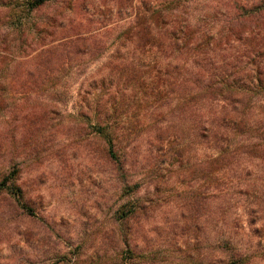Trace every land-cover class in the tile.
<instances>
[{
	"label": "trees",
	"instance_id": "trees-1",
	"mask_svg": "<svg viewBox=\"0 0 264 264\" xmlns=\"http://www.w3.org/2000/svg\"><path fill=\"white\" fill-rule=\"evenodd\" d=\"M107 1L0 0V105L7 93H38L73 57L96 61L64 105L72 123L100 141L125 183L143 136L172 159L207 151L210 171L199 174L217 227L237 195L264 189V0ZM112 12L111 23L94 19ZM70 87L52 90L48 108ZM2 194L35 216L13 172ZM126 208L118 219L137 205ZM219 235L225 264H245L233 236Z\"/></svg>",
	"mask_w": 264,
	"mask_h": 264
},
{
	"label": "rangeland",
	"instance_id": "rangeland-1",
	"mask_svg": "<svg viewBox=\"0 0 264 264\" xmlns=\"http://www.w3.org/2000/svg\"><path fill=\"white\" fill-rule=\"evenodd\" d=\"M95 16L115 20L113 12ZM73 58L38 93L2 99L0 179L15 174L35 216L0 195V264H225L227 254L216 247L220 231L233 236L234 253L245 264H264V189L237 195L215 227L211 187L199 174L210 171L207 151L172 159L148 136L131 150L128 182L120 180L100 141L65 111L96 62ZM68 86L58 109H49L56 100L50 92ZM130 204L135 212L118 219Z\"/></svg>",
	"mask_w": 264,
	"mask_h": 264
}]
</instances>
